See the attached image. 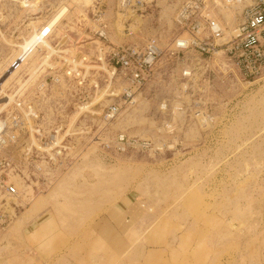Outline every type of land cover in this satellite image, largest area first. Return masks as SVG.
<instances>
[{
  "label": "rangeland",
  "instance_id": "obj_1",
  "mask_svg": "<svg viewBox=\"0 0 264 264\" xmlns=\"http://www.w3.org/2000/svg\"><path fill=\"white\" fill-rule=\"evenodd\" d=\"M181 1L145 0L138 11H121L119 0H0V119L13 111L15 91L29 85L22 98L37 110L44 135L62 127L71 146L61 165L42 164L46 186L33 195L27 185L41 175L24 166L28 180L14 178L20 200L0 226V264H264V68L250 84L223 58L178 52ZM211 1L206 6L226 30L237 25L240 6L214 10ZM61 8L66 13L47 41L71 51L68 59L87 58L83 86L42 46L19 70L10 66L22 39ZM97 10L105 46L141 48L153 38L162 50L132 105L101 95L107 84L96 61ZM40 63L60 69H45L42 90ZM183 71L192 75L187 90ZM111 102L121 109L107 123ZM196 110L213 120L201 123ZM121 135L122 152L115 147ZM27 140L20 131L2 154L20 161Z\"/></svg>",
  "mask_w": 264,
  "mask_h": 264
},
{
  "label": "built area",
  "instance_id": "obj_2",
  "mask_svg": "<svg viewBox=\"0 0 264 264\" xmlns=\"http://www.w3.org/2000/svg\"><path fill=\"white\" fill-rule=\"evenodd\" d=\"M211 2L214 10L232 5L240 6L237 25L226 30L225 26L211 14L205 0H182L175 11L174 22L180 34L174 40V48L178 52L193 50L207 59L223 58L233 63L243 79L251 84L260 78L264 68V0H212ZM145 4V0H119L121 11L129 8L138 11ZM23 9L27 12L30 10L27 6ZM94 16L97 23L94 34L98 40L96 61L99 66L97 67L100 72L106 74L107 84L101 95L119 99L124 105H132L135 97L150 80L153 67L161 57L162 50L153 38L148 39L141 48L135 45L105 46L108 35L107 27L102 20V12L97 10ZM39 29H42L41 34L45 39H50L52 33L50 35L47 30L46 22ZM43 49L47 50L44 46ZM29 53H32V50ZM69 53L71 54L69 50L56 51L50 55L49 60L54 54H59L55 56L61 59L62 66H66L65 76L73 77L78 86H83L88 76V69L85 66L88 62L87 58L68 59L66 56ZM23 61L22 58L15 60L12 69L19 70ZM45 69L54 72L60 70L56 66L40 63L37 67L39 72L37 78H40L37 84L39 90L45 87L44 80L48 76ZM181 75V78L186 80L184 89L187 90V83L192 80L191 71H183ZM52 81L57 84L60 80L58 77H52ZM114 85H117L120 91H115ZM91 87L99 91L98 81H92ZM16 91L11 102L13 111L7 119H0V226L11 216L8 208L14 210V205L20 200V188L14 178L23 177L28 180L29 176L25 175L23 167L41 175L35 183L29 182L27 185L33 195L34 188L46 186V180L41 174L42 164L61 165L71 151L70 143L66 141L69 132L63 133L62 127H56L45 136L42 127L37 123L39 120L37 110L22 98L25 92L19 97ZM195 106L196 109L200 108V105L195 104ZM120 109L119 103H109L103 113L105 122L114 121ZM195 117L204 124L213 120V117L203 110H196ZM20 131L27 133L28 140L20 154L21 160L14 162L12 157L4 156L2 150L16 143ZM126 145L127 141L123 135L117 137L115 147L118 151H124ZM47 164H44V167ZM26 192L24 191L23 194L25 195ZM24 197L27 198L26 195Z\"/></svg>",
  "mask_w": 264,
  "mask_h": 264
},
{
  "label": "bare ground",
  "instance_id": "obj_3",
  "mask_svg": "<svg viewBox=\"0 0 264 264\" xmlns=\"http://www.w3.org/2000/svg\"><path fill=\"white\" fill-rule=\"evenodd\" d=\"M65 13H66V9L65 8H61L47 22V30L49 32H51L53 27H55L59 23L60 19L64 16ZM41 31H42V29H39V30L34 29L30 34H28L27 37H24L22 39V42L18 46L16 45L18 47V49H19L18 50V55L15 56L14 59L11 61V64H10L11 67H12V64L14 63V61L17 60L18 58L24 59L22 65L28 63V61H31V60L33 61L34 57H35V53H37L41 49L40 46H42V47L44 46L45 48H47L49 54L56 53V50H54V48L48 43V41H47L48 39H45L43 37V35L41 34ZM50 35H51V33H50ZM31 50H32V53H29ZM46 59H48V57H44L43 62H45ZM34 65H36V63L32 64L33 68L30 70L31 75H33L34 72H35ZM36 71H37V69H36ZM14 72L15 71H13V73ZM27 89H28V87H26V85L21 87L20 89H18V91H16V95H18L19 97L22 96V94H24V92H26ZM13 95H12V100H13ZM8 99L10 101L11 98L9 97ZM12 100L10 102H12ZM4 106H6V103L1 104V108L0 109H2Z\"/></svg>",
  "mask_w": 264,
  "mask_h": 264
},
{
  "label": "crops",
  "instance_id": "obj_4",
  "mask_svg": "<svg viewBox=\"0 0 264 264\" xmlns=\"http://www.w3.org/2000/svg\"><path fill=\"white\" fill-rule=\"evenodd\" d=\"M45 22L41 23L42 25L44 24ZM97 43V42H95ZM47 180V179H46ZM50 187H52V184H50V186H47V188L49 189Z\"/></svg>",
  "mask_w": 264,
  "mask_h": 264
}]
</instances>
